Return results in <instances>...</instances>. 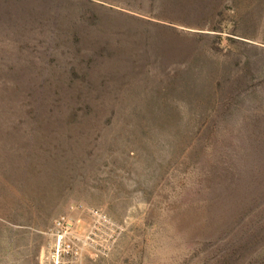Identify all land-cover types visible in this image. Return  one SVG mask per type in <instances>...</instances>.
Returning a JSON list of instances; mask_svg holds the SVG:
<instances>
[{
	"label": "rangeland",
	"instance_id": "rangeland-1",
	"mask_svg": "<svg viewBox=\"0 0 264 264\" xmlns=\"http://www.w3.org/2000/svg\"><path fill=\"white\" fill-rule=\"evenodd\" d=\"M92 1L0 0V264H264V0Z\"/></svg>",
	"mask_w": 264,
	"mask_h": 264
},
{
	"label": "built area",
	"instance_id": "built-area-1",
	"mask_svg": "<svg viewBox=\"0 0 264 264\" xmlns=\"http://www.w3.org/2000/svg\"><path fill=\"white\" fill-rule=\"evenodd\" d=\"M78 208L85 210L91 218L89 229L84 235L80 233V221H74L70 216H60L54 220L53 235L55 242L53 246V256L58 261L63 257H79L83 254L86 246L91 245L98 247L97 238L101 232L105 231L108 236L107 243L109 245L103 248V253L111 250L115 240L114 223L101 210L96 208L84 209L81 205ZM112 241V242H111Z\"/></svg>",
	"mask_w": 264,
	"mask_h": 264
},
{
	"label": "trees",
	"instance_id": "trees-1",
	"mask_svg": "<svg viewBox=\"0 0 264 264\" xmlns=\"http://www.w3.org/2000/svg\"><path fill=\"white\" fill-rule=\"evenodd\" d=\"M90 1H92V0H90ZM93 2V1H92ZM4 153H6V151H4V149L2 148V146L0 145V159L2 158V155L4 154ZM1 185V184H0ZM3 200H4V195H3V192L1 191V189H0V204H1V202H3Z\"/></svg>",
	"mask_w": 264,
	"mask_h": 264
}]
</instances>
